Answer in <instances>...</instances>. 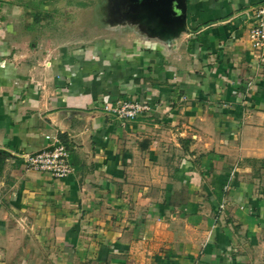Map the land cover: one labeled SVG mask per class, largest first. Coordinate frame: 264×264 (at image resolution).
I'll return each instance as SVG.
<instances>
[{
  "label": "crops",
  "instance_id": "1",
  "mask_svg": "<svg viewBox=\"0 0 264 264\" xmlns=\"http://www.w3.org/2000/svg\"><path fill=\"white\" fill-rule=\"evenodd\" d=\"M184 5L89 39L0 0V264H264V0ZM47 135L70 177L27 168Z\"/></svg>",
  "mask_w": 264,
  "mask_h": 264
},
{
  "label": "rangeland",
  "instance_id": "2",
  "mask_svg": "<svg viewBox=\"0 0 264 264\" xmlns=\"http://www.w3.org/2000/svg\"><path fill=\"white\" fill-rule=\"evenodd\" d=\"M40 8L36 17L52 25L58 34H77L84 30L91 39L94 35L110 30L118 23L128 22L133 15L143 16L146 9L161 12L156 0H33ZM79 36V34H77Z\"/></svg>",
  "mask_w": 264,
  "mask_h": 264
},
{
  "label": "built area",
  "instance_id": "3",
  "mask_svg": "<svg viewBox=\"0 0 264 264\" xmlns=\"http://www.w3.org/2000/svg\"><path fill=\"white\" fill-rule=\"evenodd\" d=\"M254 19L251 41L255 49L264 53V6L255 11ZM104 110L125 123L145 115L151 111V107L148 103L125 101L116 105H106ZM45 138L48 141V146L41 152L27 157V168L35 172L48 173L57 179H65L73 175L75 169L71 161V151L61 137L47 135Z\"/></svg>",
  "mask_w": 264,
  "mask_h": 264
},
{
  "label": "water",
  "instance_id": "4",
  "mask_svg": "<svg viewBox=\"0 0 264 264\" xmlns=\"http://www.w3.org/2000/svg\"><path fill=\"white\" fill-rule=\"evenodd\" d=\"M180 1H181V4L185 7V5H184L185 0H179V2ZM156 4L161 5V7L164 8L166 6H171L172 0H156ZM161 12H163V10H161Z\"/></svg>",
  "mask_w": 264,
  "mask_h": 264
},
{
  "label": "trees",
  "instance_id": "5",
  "mask_svg": "<svg viewBox=\"0 0 264 264\" xmlns=\"http://www.w3.org/2000/svg\"><path fill=\"white\" fill-rule=\"evenodd\" d=\"M66 145H67V147L69 148V145L66 143V141L63 139L62 140ZM4 153L3 152H1L0 151V165H2V163L4 162V159H5V157H4ZM0 169H1V167H0Z\"/></svg>",
  "mask_w": 264,
  "mask_h": 264
}]
</instances>
